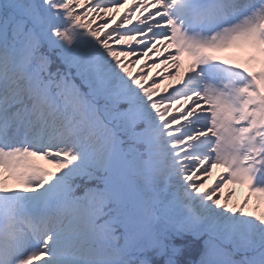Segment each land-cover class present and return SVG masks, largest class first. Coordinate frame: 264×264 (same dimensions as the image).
<instances>
[{"label": "snow or ice", "instance_id": "snow-or-ice-1", "mask_svg": "<svg viewBox=\"0 0 264 264\" xmlns=\"http://www.w3.org/2000/svg\"><path fill=\"white\" fill-rule=\"evenodd\" d=\"M256 194L264 0H0V264H264Z\"/></svg>", "mask_w": 264, "mask_h": 264}, {"label": "rangeland", "instance_id": "rangeland-1", "mask_svg": "<svg viewBox=\"0 0 264 264\" xmlns=\"http://www.w3.org/2000/svg\"><path fill=\"white\" fill-rule=\"evenodd\" d=\"M221 53L222 52H218L217 54L221 55ZM157 55H160V54H156V53L150 54L149 61L151 59H153ZM223 55L230 56V55H227V54H223ZM189 60H190V57H188L187 54H183L181 56V61H182V63H183L184 66L187 65V63L189 62ZM140 67H141L140 65H137L136 68H134V71L139 70ZM158 71H160L159 68L154 67L152 69V72L153 73H156ZM169 83H170V81L165 80L164 83L161 84V86H160V91L162 92L163 89ZM171 83H175V81H171ZM32 160L36 164L40 165L43 168L52 169V170L55 169V165L52 164V163H50L45 158H42V157H34V158H32ZM221 171H223V170L220 169V168L213 169V176L212 177H209L207 179V181L205 182V186H207L208 184H211L213 182V180L216 178L217 173H219ZM229 190H233V195H232V198H231L230 201H236V202H239L248 193V190H247L246 186H243V185H240V184H229V185H226L225 192H227ZM249 207L251 208V211H254V212H257V213L264 212V201L261 200V198H260V196L258 194L253 195Z\"/></svg>", "mask_w": 264, "mask_h": 264}, {"label": "bare ground", "instance_id": "bare-ground-1", "mask_svg": "<svg viewBox=\"0 0 264 264\" xmlns=\"http://www.w3.org/2000/svg\"><path fill=\"white\" fill-rule=\"evenodd\" d=\"M233 52H234V50H232V51H230V52H226L225 54H227V55H232L233 54Z\"/></svg>", "mask_w": 264, "mask_h": 264}, {"label": "trees", "instance_id": "trees-1", "mask_svg": "<svg viewBox=\"0 0 264 264\" xmlns=\"http://www.w3.org/2000/svg\"><path fill=\"white\" fill-rule=\"evenodd\" d=\"M100 21H97L96 23H99ZM95 27V24L93 25Z\"/></svg>", "mask_w": 264, "mask_h": 264}]
</instances>
